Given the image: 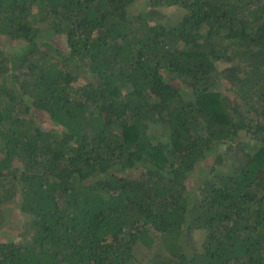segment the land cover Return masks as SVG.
Segmentation results:
<instances>
[{
  "label": "trees",
  "instance_id": "obj_1",
  "mask_svg": "<svg viewBox=\"0 0 264 264\" xmlns=\"http://www.w3.org/2000/svg\"><path fill=\"white\" fill-rule=\"evenodd\" d=\"M135 1L0 0V264H264V0Z\"/></svg>",
  "mask_w": 264,
  "mask_h": 264
},
{
  "label": "rangeland",
  "instance_id": "obj_2",
  "mask_svg": "<svg viewBox=\"0 0 264 264\" xmlns=\"http://www.w3.org/2000/svg\"><path fill=\"white\" fill-rule=\"evenodd\" d=\"M134 4L138 5L139 8L140 7L143 8L145 6L144 0H136ZM160 11L161 12L163 11L165 15L164 18L166 20H171L172 22H177L181 18L184 12L181 8L167 7V6H162L160 8ZM51 39L53 40L52 42L55 43L60 48H63L65 46L64 39L61 36L58 37V39L55 36H53ZM149 136L151 137L153 142H156V140H159V139L164 140L163 133L158 127H155L154 130L149 131ZM194 180L196 181L197 178H194ZM20 201H21V197L18 194V196L16 197V200L12 204H10L9 206H6L3 209V213H2L3 220L0 226V241H11V240H21L22 239L21 237L20 238L18 237V232H21V230H23L25 227V215L20 209ZM201 233L202 232L194 231L193 238L196 240L201 239V235H202ZM21 236L25 237L23 235V232Z\"/></svg>",
  "mask_w": 264,
  "mask_h": 264
}]
</instances>
